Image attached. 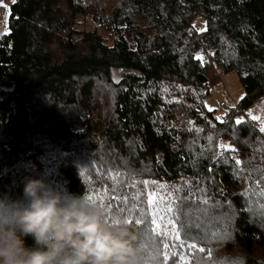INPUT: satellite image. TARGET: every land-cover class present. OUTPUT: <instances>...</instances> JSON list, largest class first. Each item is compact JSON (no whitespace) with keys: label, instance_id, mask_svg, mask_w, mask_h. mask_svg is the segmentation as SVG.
<instances>
[{"label":"trees","instance_id":"1","mask_svg":"<svg viewBox=\"0 0 264 264\" xmlns=\"http://www.w3.org/2000/svg\"><path fill=\"white\" fill-rule=\"evenodd\" d=\"M9 11L0 200L43 177L140 233L145 264H264V132L204 103L219 72L238 75L242 110L264 100V0H16ZM82 16L95 29L79 30ZM148 179L162 184L152 204Z\"/></svg>","mask_w":264,"mask_h":264},{"label":"clouds","instance_id":"2","mask_svg":"<svg viewBox=\"0 0 264 264\" xmlns=\"http://www.w3.org/2000/svg\"><path fill=\"white\" fill-rule=\"evenodd\" d=\"M143 245L123 220L43 177L25 179L22 200H0V264H145Z\"/></svg>","mask_w":264,"mask_h":264},{"label":"rangeland","instance_id":"3","mask_svg":"<svg viewBox=\"0 0 264 264\" xmlns=\"http://www.w3.org/2000/svg\"><path fill=\"white\" fill-rule=\"evenodd\" d=\"M12 2L13 0H0V36L3 33L8 32V18L10 13L9 5ZM4 5H7V8L4 7ZM194 26L198 31L204 30L206 27L205 19L197 16L194 20ZM95 27L96 24L90 17L82 16L79 18V30H93ZM98 31L103 36H107L102 30L98 29ZM79 37L80 35H78L76 38ZM113 73L115 79L119 81L121 79L120 71L114 69ZM219 75V80L210 85L209 94L204 97V103L207 109L210 111H215L218 117L231 109L234 106V103L238 102L244 95V89L239 81L238 75L235 72H219ZM221 101L226 102V107H222L220 105ZM247 112H250L252 116L258 117L257 120L262 124V127H264V100L255 102L249 109H247ZM161 186V182L157 180H147L146 192L148 200L150 198V194H154L156 197L155 200H157V194Z\"/></svg>","mask_w":264,"mask_h":264},{"label":"snow or ice","instance_id":"4","mask_svg":"<svg viewBox=\"0 0 264 264\" xmlns=\"http://www.w3.org/2000/svg\"><path fill=\"white\" fill-rule=\"evenodd\" d=\"M15 2H16V0H13V3H15ZM4 7L7 8V5H4ZM220 119H221L220 117H217V120H220ZM252 119H253V120H257L258 117L253 116ZM241 123H242V121H241L240 119H237V120H236V124H237V125H240ZM260 131H261V132H264V127H261ZM236 163L239 164L240 161L237 160ZM155 199H156L155 195H154V194H150L149 203H150V204L154 203ZM167 211H168V212H171V211H172V207L169 206L168 209H167ZM155 216H156V214L153 213V217H154V218L152 219L153 231H156L157 229H161V228L163 227V225L161 224L160 221H162V220L164 219V217L161 216L159 219H157V218H155ZM137 223L139 224L140 221H137ZM167 224L170 225V226H172L173 229L176 228V223H175L172 219H168V220H167ZM162 234H166V233H162ZM173 235H174V239H175V240H180L179 233H174ZM200 251H204V249H200Z\"/></svg>","mask_w":264,"mask_h":264},{"label":"built area","instance_id":"5","mask_svg":"<svg viewBox=\"0 0 264 264\" xmlns=\"http://www.w3.org/2000/svg\"><path fill=\"white\" fill-rule=\"evenodd\" d=\"M5 1H7V0H5ZM220 105L222 107H226V102L221 101ZM231 109L236 112L237 118L240 119L241 121H245L246 123H248L250 126H252L254 128H261L262 127V124L258 120L252 119L253 116L250 112H246V111L242 110V108L239 106L238 102H235L234 106Z\"/></svg>","mask_w":264,"mask_h":264},{"label":"bare ground","instance_id":"6","mask_svg":"<svg viewBox=\"0 0 264 264\" xmlns=\"http://www.w3.org/2000/svg\"><path fill=\"white\" fill-rule=\"evenodd\" d=\"M247 112V111H246Z\"/></svg>","mask_w":264,"mask_h":264}]
</instances>
